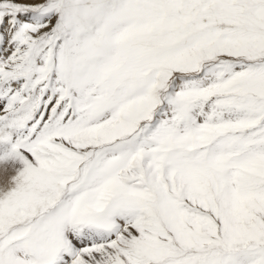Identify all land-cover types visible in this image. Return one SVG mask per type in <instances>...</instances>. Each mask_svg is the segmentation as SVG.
<instances>
[{
  "label": "snow or ice",
  "instance_id": "obj_1",
  "mask_svg": "<svg viewBox=\"0 0 264 264\" xmlns=\"http://www.w3.org/2000/svg\"><path fill=\"white\" fill-rule=\"evenodd\" d=\"M0 264H264V0H0Z\"/></svg>",
  "mask_w": 264,
  "mask_h": 264
}]
</instances>
